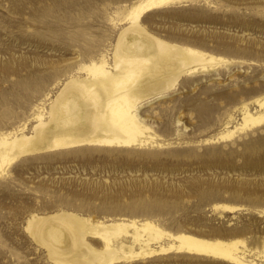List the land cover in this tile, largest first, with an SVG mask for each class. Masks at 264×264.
Here are the masks:
<instances>
[{"label": "rangeland", "instance_id": "374dc122", "mask_svg": "<svg viewBox=\"0 0 264 264\" xmlns=\"http://www.w3.org/2000/svg\"><path fill=\"white\" fill-rule=\"evenodd\" d=\"M138 1L0 0V133L30 134L57 82L82 75L79 62L110 56L125 11ZM209 1L165 5L141 19L163 40L199 38L197 47L226 60L143 106L161 146L53 151L8 167L0 178V264H53L25 228L31 215L60 211L150 220L195 236L245 229L238 238L262 251L264 124L213 138L243 103L264 97V0ZM123 264L226 263L170 253Z\"/></svg>", "mask_w": 264, "mask_h": 264}, {"label": "bare ground", "instance_id": "6f19581e", "mask_svg": "<svg viewBox=\"0 0 264 264\" xmlns=\"http://www.w3.org/2000/svg\"><path fill=\"white\" fill-rule=\"evenodd\" d=\"M199 1L211 3L139 0L131 5L124 13L127 26L118 33L110 56L105 53L97 61L79 62L82 75L57 82L59 89L48 110H39L33 117L30 134L24 133L25 127L0 133V178L13 162L41 153L84 147L161 146L141 115L143 106L163 97L182 77L226 60L197 47L202 44L199 38L171 37L183 44L163 40L151 34L141 19L165 5ZM237 113L213 139L228 140L264 124V97L243 103ZM25 229L53 264H123L170 253L226 264H264V237L262 251L252 252L238 238L245 229L195 236L169 232L150 220L100 221L66 211L31 215Z\"/></svg>", "mask_w": 264, "mask_h": 264}]
</instances>
